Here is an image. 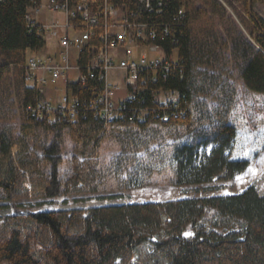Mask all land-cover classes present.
Masks as SVG:
<instances>
[{"label": "trees", "instance_id": "trees-1", "mask_svg": "<svg viewBox=\"0 0 264 264\" xmlns=\"http://www.w3.org/2000/svg\"><path fill=\"white\" fill-rule=\"evenodd\" d=\"M35 1L0 0V51L27 54L25 68L28 52L45 48L44 39L28 27V10ZM193 2L170 0L162 15L150 17L161 29L168 24L171 36L161 34L157 43L170 51L177 48L180 66L167 78L160 74L157 82H149L137 93L135 107H146L151 112L146 122L123 118L109 126H125L130 137L155 124L195 131L201 123L191 108L197 84L194 77L196 68L203 65H241L240 81L264 107V19L254 10L264 0H245L246 21L242 24L257 45L230 20L232 26L226 28V33L232 43V56L228 55L227 40L222 41L225 47L218 51L219 37L193 35ZM183 5L186 19L175 22ZM196 12L208 15L202 8ZM100 87L97 79L90 80L87 87L75 86L74 93L81 100L79 118L70 121L59 116L51 122L30 113L29 106L38 102L40 94L25 83L22 138L11 141L0 129V187L8 200L34 199L42 206L48 201L58 204L63 196L99 191L101 148L109 126L94 114L90 104ZM159 90L180 92L184 117L176 118L177 110L168 109L171 120L160 121L165 108H160L156 100ZM210 122V132L201 136L196 133L195 140L174 148L176 184L207 185L215 180H231L245 172L263 151L264 115L258 114L252 121L246 113H238L231 119L224 108L217 107ZM41 133L53 136L44 148V157L31 151L26 143V139L34 140ZM66 135L74 142L75 155L71 159L72 173L63 179L59 167ZM208 207L218 212L222 227L240 220L243 228L226 234L208 229L202 222ZM188 232L193 235L187 236ZM146 245L151 251L145 249ZM0 264H264V194L251 186L230 195L115 203L87 211L74 208L9 214L0 217Z\"/></svg>", "mask_w": 264, "mask_h": 264}, {"label": "rangeland", "instance_id": "rangeland-1", "mask_svg": "<svg viewBox=\"0 0 264 264\" xmlns=\"http://www.w3.org/2000/svg\"><path fill=\"white\" fill-rule=\"evenodd\" d=\"M200 8L206 10L208 15L203 17L201 13H197ZM244 10L245 0H194L190 9V28L196 38H203L207 33L219 37L222 45L220 44L218 51L222 46L225 47L222 41L227 40L230 47L228 55L232 56V43L226 33V28L232 26L231 19L256 44L242 24L246 21ZM254 10L264 19V3L256 4ZM260 32L258 31L257 35ZM31 54L29 51L28 55ZM223 55L221 54L220 58H223ZM26 57L27 54L0 51V129L11 141L22 138V127L25 123L23 99ZM240 67L241 65L230 64L216 65V68H208L205 65L196 68L194 78L197 84L193 91L191 108L199 117L201 125L195 130L199 132H186L182 128H165L155 124L145 131H136V137H130L125 132V126H109L102 142L98 192L85 196H63L58 204L48 201L39 206L34 199L10 201L0 187V217L14 213L26 214L59 209L83 208L87 211L91 207L115 203L165 202L183 198L230 195L241 193L251 186H256L264 194V149L252 160L245 172L231 180H215L207 185L175 183L176 168L172 158L174 148L195 140L196 133L201 136L210 132L213 127L210 121L213 119L215 108H224L231 119L238 113H246L252 121L256 115H264V107L259 105L252 91L240 81ZM199 71H202L201 75ZM73 75L75 76L76 72ZM110 81L120 83L121 90L118 92L120 97L128 95L122 71H112ZM52 139V135L41 133L34 140L26 139V143L31 151L44 157V148ZM62 144L63 162L59 169L63 179H67L72 173L74 142L66 135L62 139ZM202 222L208 229L224 234L243 228L240 220H235L230 227H222L220 216L212 207L207 208ZM192 235L193 232L187 233V236ZM145 249L151 251L149 245H146Z\"/></svg>", "mask_w": 264, "mask_h": 264}, {"label": "built area", "instance_id": "built-area-1", "mask_svg": "<svg viewBox=\"0 0 264 264\" xmlns=\"http://www.w3.org/2000/svg\"><path fill=\"white\" fill-rule=\"evenodd\" d=\"M169 1L36 0L28 10V27L44 39L45 48L27 58L26 86L40 94L38 102L29 106L30 113L39 120L54 122L62 116L76 121L81 100L74 87H87L97 79L101 87L90 106L107 126L123 118L146 122L151 112L135 107L137 93L180 66L178 49L170 51L157 43L161 34L171 36L168 24L161 29L150 19L162 15ZM186 16L183 5L174 21L180 23ZM37 24H45V31H37ZM114 70L123 72L126 97L118 95L120 83L110 81ZM156 100L165 108L161 122L171 120L168 109L177 110L176 118L185 116L179 91L159 90Z\"/></svg>", "mask_w": 264, "mask_h": 264}, {"label": "bare ground", "instance_id": "bare-ground-1", "mask_svg": "<svg viewBox=\"0 0 264 264\" xmlns=\"http://www.w3.org/2000/svg\"><path fill=\"white\" fill-rule=\"evenodd\" d=\"M37 31H45V24H37Z\"/></svg>", "mask_w": 264, "mask_h": 264}]
</instances>
